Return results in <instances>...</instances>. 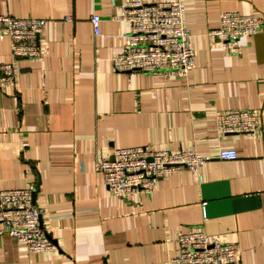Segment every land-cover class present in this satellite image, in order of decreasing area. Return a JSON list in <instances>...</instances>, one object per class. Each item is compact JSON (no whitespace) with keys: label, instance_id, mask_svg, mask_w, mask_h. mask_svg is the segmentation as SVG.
Here are the masks:
<instances>
[{"label":"crops","instance_id":"crops-1","mask_svg":"<svg viewBox=\"0 0 264 264\" xmlns=\"http://www.w3.org/2000/svg\"><path fill=\"white\" fill-rule=\"evenodd\" d=\"M122 1L0 0V14L49 19L43 55L21 59L14 85L0 90V189L34 183L56 245L31 253L4 235L0 264H175L178 236L195 227L237 244L239 264H264L263 136L223 133L216 122L221 110L252 107L264 124V24L236 54L208 35L226 10L264 19V0H182L196 49L187 77L116 70L129 30ZM10 60L5 37L0 63ZM139 145L212 159L158 178L151 192L115 196L99 162ZM223 146L238 158L221 159Z\"/></svg>","mask_w":264,"mask_h":264},{"label":"built area","instance_id":"built-area-1","mask_svg":"<svg viewBox=\"0 0 264 264\" xmlns=\"http://www.w3.org/2000/svg\"><path fill=\"white\" fill-rule=\"evenodd\" d=\"M186 5L182 0L147 3L144 0H123L118 18L127 22L124 45L114 58L118 71L155 72L174 70L187 77L195 67L196 49L192 32L185 23ZM69 18V16L67 17ZM102 17L91 16L93 32L101 33ZM49 19L0 14V40L9 37L11 60L0 63V90L14 85L21 59H38L45 50L39 37L46 32ZM264 19L254 14L226 10L217 27L208 35L229 53L241 52V40L258 33ZM218 129L223 133H259L264 140L262 111L246 107L224 109L216 115ZM221 159L238 158L237 149L223 146L217 151ZM212 159L211 154L194 150L169 151L150 145L117 147L112 157L103 158L99 169L110 191L128 197L136 190L151 192L158 178L179 169L197 170ZM36 185L25 188L0 189V238L10 235L31 253L55 249L42 222L43 209L34 202ZM179 252L175 264H239L241 249L195 227L178 236Z\"/></svg>","mask_w":264,"mask_h":264}]
</instances>
